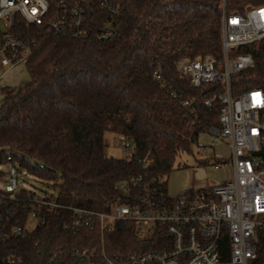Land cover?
<instances>
[{"label":"trees","instance_id":"1","mask_svg":"<svg viewBox=\"0 0 264 264\" xmlns=\"http://www.w3.org/2000/svg\"><path fill=\"white\" fill-rule=\"evenodd\" d=\"M222 1L114 0L120 11L112 15L95 7L86 37L57 35L49 25L33 26L18 17L13 32L32 47L25 63L30 80L2 89L0 161L8 163L10 156L18 170L53 182L58 202L65 205L106 211L116 202L132 203L116 186L138 177L139 192L151 181L167 196L164 178L174 171L177 157L191 151L211 126L221 125L223 104L213 97L223 91L222 83L193 87L177 63L198 55L221 59ZM57 2L51 0L52 13ZM227 3L230 11L244 13L264 0ZM108 21L117 35L100 39ZM254 54L256 68L233 77L235 91L264 89V43ZM193 99L189 107L183 105ZM209 100L211 106L205 104ZM107 131L134 141L130 157L106 155ZM26 193L16 194L26 204L0 198V264H11L10 256L20 259L14 264H79L72 253L100 249L102 237L108 254L123 261L141 247L131 222H118L104 234L99 228L73 232L64 227L70 212L46 207L44 222L26 238L14 237L12 227L26 224L33 207ZM157 238L146 242L145 250L161 248ZM54 253H59L56 263Z\"/></svg>","mask_w":264,"mask_h":264},{"label":"built area","instance_id":"2","mask_svg":"<svg viewBox=\"0 0 264 264\" xmlns=\"http://www.w3.org/2000/svg\"><path fill=\"white\" fill-rule=\"evenodd\" d=\"M52 13L51 0H0V22L6 29L0 38V64L11 69L26 63L32 47L13 32L18 17L33 26L49 25L57 35L86 37L89 35V15L95 9L108 10L112 15L120 8L114 0H58ZM117 28L108 21L99 38L108 40L117 35ZM222 57L198 55L184 57L177 63L180 74L191 86L206 89L211 83H222L223 91L213 97L222 104L220 126H211L205 133L209 146L225 141L228 157H216V167L232 168V177L204 189H188L178 195L159 193L149 181L144 192L138 191L142 178L121 179L117 189L132 203L116 202L109 210H95L65 205L50 199H40L26 190L33 205L28 222L12 227L14 237L26 238L38 223L45 221L43 208L66 210L72 218L65 229L80 232L99 228L101 233L114 228L118 222H131L138 239L139 250L126 258H112L102 237L100 249L76 250L72 253L79 264H264V89L250 87L235 91L233 77L257 66L254 50L264 43V5L249 7L244 13L233 12L227 0L221 3ZM241 49H249L242 52ZM156 79L161 80L158 73ZM194 102L187 100L189 107ZM212 100L206 101L211 106ZM130 157L134 141L124 138L121 143ZM12 157L10 178L0 188V198L10 204L25 203L17 197L18 168ZM157 235L158 249L145 250L146 242ZM103 236V235H102ZM6 237L4 238V240ZM3 240V241H4ZM59 253L52 254L56 263ZM226 258V259H225ZM225 259V260H224ZM264 259V258H263ZM11 264L20 259L10 256Z\"/></svg>","mask_w":264,"mask_h":264},{"label":"rangeland","instance_id":"3","mask_svg":"<svg viewBox=\"0 0 264 264\" xmlns=\"http://www.w3.org/2000/svg\"><path fill=\"white\" fill-rule=\"evenodd\" d=\"M5 25L0 22V30L4 31ZM0 79L5 86H15L26 84L30 80L27 67L24 63L11 69H5L0 64ZM2 101V100H1ZM0 101V103H1ZM124 137L114 132L104 133L105 153L107 156L125 158L126 151L121 143ZM208 145L206 134L200 136L199 142L193 145L191 151L183 152L177 157L174 171L169 177L164 178L168 183V189L172 195H178L181 188L185 189H204L218 185L232 177V168L216 167V157H228L230 150L225 141H218L213 146H209L206 152L200 151V145ZM208 159V164H201V160ZM10 162L0 161V172L4 174L0 178V188H3L10 178ZM18 189L34 192L40 199H50L55 201L59 188L53 182L41 180L24 170H18ZM178 190L177 191H175Z\"/></svg>","mask_w":264,"mask_h":264},{"label":"crops","instance_id":"4","mask_svg":"<svg viewBox=\"0 0 264 264\" xmlns=\"http://www.w3.org/2000/svg\"><path fill=\"white\" fill-rule=\"evenodd\" d=\"M22 85H24V84H22ZM22 85H15V86H13V87H21ZM11 86H12V85H11ZM11 86H9V87H11ZM4 87H7V86H5V84L2 83V80L0 79V101L2 100L1 103H0V106H1V104L3 103L4 98H5V96H4L3 92H2V89H3ZM208 142H209V144H210V138H209V137H208ZM185 190H188V189L181 188V189L179 190V192H183V191H185ZM175 191L178 192V190H176V189H175ZM169 193H170V191H169ZM170 194H171V193H170Z\"/></svg>","mask_w":264,"mask_h":264}]
</instances>
